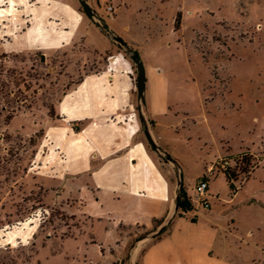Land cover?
I'll return each instance as SVG.
<instances>
[{
    "label": "rangeland",
    "instance_id": "rangeland-1",
    "mask_svg": "<svg viewBox=\"0 0 264 264\" xmlns=\"http://www.w3.org/2000/svg\"><path fill=\"white\" fill-rule=\"evenodd\" d=\"M89 3L103 19L113 7L105 23L138 52L150 130L179 164L185 196L207 180L212 223L236 235L228 256L264 264V0ZM122 56L77 0H0V264H40L48 249L36 244L79 226L71 199L55 203L59 188L76 199L97 188L109 204L106 190L144 192L146 175L171 173L176 187L141 129L132 65L135 111L129 101ZM177 217L194 223L192 210ZM149 233L120 229L131 240L122 264Z\"/></svg>",
    "mask_w": 264,
    "mask_h": 264
},
{
    "label": "crops",
    "instance_id": "crops-1",
    "mask_svg": "<svg viewBox=\"0 0 264 264\" xmlns=\"http://www.w3.org/2000/svg\"><path fill=\"white\" fill-rule=\"evenodd\" d=\"M113 31L119 32L118 29ZM123 40L126 39L123 38ZM122 57L123 60L129 61L124 56ZM115 60L116 58L113 56L107 67L112 65ZM131 65L130 63L126 76L131 85L129 101L134 105L135 111L133 84L129 78ZM151 133L155 139L152 131ZM161 148L165 150L163 147ZM168 166L171 167L170 164ZM139 179L144 184V192L136 194L134 192L127 194L119 192L116 194L113 190H106L104 194L109 193L112 197L109 204L105 199L99 196L95 197L96 194H100V190L97 188L89 191L86 187H80L77 190L76 199L69 197L70 195L66 196L64 188L55 187L59 188V190L53 191L57 194L55 203L59 204L63 200L66 202L67 199H71L75 206L69 208L70 213L82 222L67 235L58 238L46 236L44 243L36 244L41 247V250L48 249L47 258L41 259L39 263L46 264L52 261L57 263L59 261L58 264H122L131 240L127 235H120V229L140 227L149 231V235L155 234L167 221L174 208L176 187L171 181V173H169V180H160L149 175ZM192 212L194 223L189 224L175 214L168 224L167 230L158 239H156V235L151 239L136 241L133 252L128 253V264H136L139 245L145 247L141 253L139 264H239L240 261L236 257L228 256V247L225 245L227 236L235 238L236 235L230 231L227 232L226 228L223 229L217 223H212L210 210L201 214L204 219L202 222H196L200 212L199 208H195ZM101 223L105 224L100 226L101 229L97 236L95 226L97 230ZM160 223L161 226L156 227ZM222 231L224 238H222ZM38 241L39 237H36L34 242ZM54 242L59 244V248L53 247Z\"/></svg>",
    "mask_w": 264,
    "mask_h": 264
},
{
    "label": "water",
    "instance_id": "water-1",
    "mask_svg": "<svg viewBox=\"0 0 264 264\" xmlns=\"http://www.w3.org/2000/svg\"><path fill=\"white\" fill-rule=\"evenodd\" d=\"M83 14L90 20V22L101 32V34L106 37L110 42L116 44V46L127 55L128 60L132 64L135 70V89H136V107L137 113L140 120L141 129L143 131L144 137L149 144L150 148L159 156L161 160L170 164L175 172L176 177V192L174 197V208L171 214L169 215L167 221L162 224L159 228V231L155 234L148 235L142 239L154 238L160 231L167 228L168 224L172 220L173 216L177 212V205L180 200L183 188V181H182V174L181 169L177 161L172 158L165 150L159 146L150 130V125L147 117V108H146V84H145V72L143 69V64L139 60L138 56L134 53V51L128 47L127 43L116 33L109 30L107 24L105 23L104 19L97 13V11L90 5L88 0H77ZM43 60V56H41ZM140 239V240H142ZM137 243V242H136ZM133 244L131 248V253L133 252V248L135 247Z\"/></svg>",
    "mask_w": 264,
    "mask_h": 264
},
{
    "label": "built area",
    "instance_id": "built-area-1",
    "mask_svg": "<svg viewBox=\"0 0 264 264\" xmlns=\"http://www.w3.org/2000/svg\"><path fill=\"white\" fill-rule=\"evenodd\" d=\"M114 13H115V9L113 7L111 6L106 7L104 10V14H105L104 21L105 22L113 21ZM68 126H71V124L68 123ZM228 165L229 164L227 162H224L223 169H225V167H227ZM207 190H208V181L203 180L196 189L197 195H195L193 199H189L192 210H194L195 208H201L202 210L209 209V204L206 203Z\"/></svg>",
    "mask_w": 264,
    "mask_h": 264
},
{
    "label": "trees",
    "instance_id": "trees-1",
    "mask_svg": "<svg viewBox=\"0 0 264 264\" xmlns=\"http://www.w3.org/2000/svg\"><path fill=\"white\" fill-rule=\"evenodd\" d=\"M89 1V0H88ZM134 53L138 56V52L133 50ZM166 163V162H165ZM244 163V162H243ZM242 164V163H241ZM226 177L228 180L230 181H234V176L230 173H226ZM192 210V207H191V204L189 202V199L185 196V193L183 192L182 190V194H181V197H180V200L178 202V205H177V212L176 214H180V213H186V212H189ZM162 223V222H161ZM161 223L158 224L156 227H160L161 226ZM167 230V228L163 229L162 231H160L158 233V235L156 236V239H158L165 231ZM140 240V239H139Z\"/></svg>",
    "mask_w": 264,
    "mask_h": 264
}]
</instances>
